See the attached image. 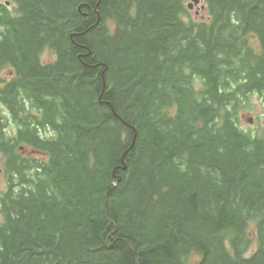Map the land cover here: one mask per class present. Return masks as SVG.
Returning a JSON list of instances; mask_svg holds the SVG:
<instances>
[{
  "label": "trees",
  "instance_id": "1",
  "mask_svg": "<svg viewBox=\"0 0 264 264\" xmlns=\"http://www.w3.org/2000/svg\"><path fill=\"white\" fill-rule=\"evenodd\" d=\"M16 2L0 264H264V129L240 117L264 105V0H203L202 22L182 0Z\"/></svg>",
  "mask_w": 264,
  "mask_h": 264
},
{
  "label": "rangeland",
  "instance_id": "2",
  "mask_svg": "<svg viewBox=\"0 0 264 264\" xmlns=\"http://www.w3.org/2000/svg\"><path fill=\"white\" fill-rule=\"evenodd\" d=\"M0 2L2 3L10 2L13 6L12 8L18 7L20 9V5L17 4L16 0L15 1L0 0ZM182 2L186 8L189 4H192V0H182ZM196 10L199 11L197 15L195 13ZM17 11L15 14H17ZM189 16L196 22H202V21L208 20V11L206 9V6L203 0H200V2L197 5H194L192 7V10L189 11ZM253 41L255 40L254 39L252 40L253 45L257 46L256 41H255L256 44ZM56 59H57V56L55 55V51L52 48H47L41 54V60L44 63H52V62L54 63ZM12 78H13L12 71L9 68L5 67L0 73V87H3L5 84L9 82L8 80ZM21 104L23 105L24 103H21ZM240 117H241V127L244 130L255 133V131L258 129L257 127L264 129V105L256 95H252L250 97L248 104H247V108L242 111V113L240 114ZM248 119H252V122H248ZM34 150L32 148H25L23 146L22 155L26 157V159H28V156L31 158L35 157L38 160L44 159V156H41L42 154L36 153ZM1 167H2V162H1V156H0V169ZM17 180H18V176L15 174L14 179H12V181H17ZM5 185H6L5 178L0 170V189L4 190ZM255 248H256V244L254 243L252 244L248 255L251 254L255 250Z\"/></svg>",
  "mask_w": 264,
  "mask_h": 264
},
{
  "label": "water",
  "instance_id": "3",
  "mask_svg": "<svg viewBox=\"0 0 264 264\" xmlns=\"http://www.w3.org/2000/svg\"><path fill=\"white\" fill-rule=\"evenodd\" d=\"M198 2H199V0H192V4H189L188 5V8L189 9H192V6H193V4H198ZM103 90H104V78H103V74H102V91H101V94H100V96H99V100L101 99V96H102V92H103ZM110 106V105H109ZM248 122H252V119H248ZM123 124H125L126 126H128L129 128H131L132 130H133V132H134V129L132 128V127H130L129 125H127L126 123H124L123 122ZM40 132H41V130H40ZM135 134H134V138L132 139V142H131V145H130V147L122 154V156H121V164H122V170H125V162H124V159H125V156H126V154H127V152L132 148V145H133V143H134V139H135ZM105 209H106V204H105ZM105 211V210H104ZM106 215V214H105ZM134 256L136 257V255H135V253H134Z\"/></svg>",
  "mask_w": 264,
  "mask_h": 264
},
{
  "label": "bare ground",
  "instance_id": "4",
  "mask_svg": "<svg viewBox=\"0 0 264 264\" xmlns=\"http://www.w3.org/2000/svg\"><path fill=\"white\" fill-rule=\"evenodd\" d=\"M86 1V0H85ZM106 21V20H105ZM105 25V24H104ZM52 37V36H51ZM73 39V38H72ZM46 47V46H45ZM40 53V52H39ZM15 60V59H14ZM39 60V59H38ZM17 63V62H16ZM20 65V64H19ZM42 68V67H41ZM23 69V68H22ZM25 71V70H24ZM25 74H26V72H25ZM31 76V75H30ZM18 78V77H17ZM24 80V79H23ZM30 80V79H29ZM25 82V81H24ZM27 83V82H26ZM25 108V107H24ZM30 113V112H29ZM35 113V112H34ZM42 114V113H41ZM34 117V116H33ZM38 149V148H37ZM59 154V153H58ZM38 156V155H37ZM28 164H30V163H28ZM16 168V167H15ZM13 176V175H12ZM14 179V178H13ZM5 189V188H4ZM3 203V202H2Z\"/></svg>",
  "mask_w": 264,
  "mask_h": 264
},
{
  "label": "flooded vegetation",
  "instance_id": "5",
  "mask_svg": "<svg viewBox=\"0 0 264 264\" xmlns=\"http://www.w3.org/2000/svg\"><path fill=\"white\" fill-rule=\"evenodd\" d=\"M96 11V10H95ZM83 16H85V14H83Z\"/></svg>",
  "mask_w": 264,
  "mask_h": 264
}]
</instances>
